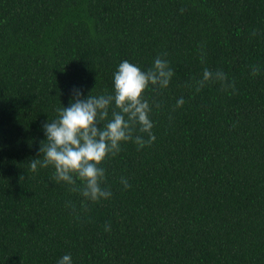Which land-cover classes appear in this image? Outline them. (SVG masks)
<instances>
[{
    "label": "trees",
    "instance_id": "16d2710c",
    "mask_svg": "<svg viewBox=\"0 0 264 264\" xmlns=\"http://www.w3.org/2000/svg\"><path fill=\"white\" fill-rule=\"evenodd\" d=\"M157 56L174 75L144 94L156 139L105 159L110 199L82 207L51 168L31 170L74 89L110 93L121 61ZM205 69L226 81L199 86ZM65 254L264 264V0H0V264Z\"/></svg>",
    "mask_w": 264,
    "mask_h": 264
},
{
    "label": "clouds",
    "instance_id": "9594fccd",
    "mask_svg": "<svg viewBox=\"0 0 264 264\" xmlns=\"http://www.w3.org/2000/svg\"><path fill=\"white\" fill-rule=\"evenodd\" d=\"M174 75L168 62L157 56L150 68L142 69L128 60L121 61L113 73L110 93L84 96L73 90L67 107L56 109V116L42 126L45 140L40 157L30 161V168H51L52 179L76 191L82 197V207L108 200L112 196L105 187V159L121 151L122 145L134 142L139 147L155 141L152 106L144 98L149 87L166 89ZM222 71L205 69L199 86L211 81H226ZM184 100L177 101V107ZM147 137V139H145ZM125 188L126 178H121ZM110 230V226L106 227ZM57 264H73L71 254H65Z\"/></svg>",
    "mask_w": 264,
    "mask_h": 264
}]
</instances>
